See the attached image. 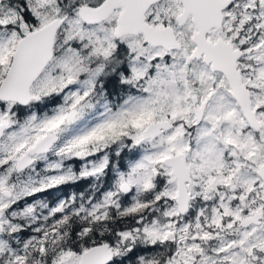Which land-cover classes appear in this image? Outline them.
Returning a JSON list of instances; mask_svg holds the SVG:
<instances>
[{
  "label": "snow or ice",
  "instance_id": "obj_1",
  "mask_svg": "<svg viewBox=\"0 0 264 264\" xmlns=\"http://www.w3.org/2000/svg\"><path fill=\"white\" fill-rule=\"evenodd\" d=\"M0 264H264V0H0Z\"/></svg>",
  "mask_w": 264,
  "mask_h": 264
}]
</instances>
